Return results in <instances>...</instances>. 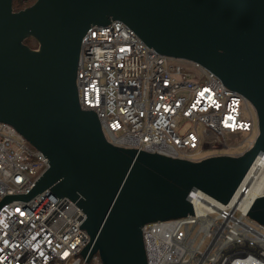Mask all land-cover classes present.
I'll use <instances>...</instances> for the list:
<instances>
[{"label":"water","instance_id":"obj_1","mask_svg":"<svg viewBox=\"0 0 264 264\" xmlns=\"http://www.w3.org/2000/svg\"><path fill=\"white\" fill-rule=\"evenodd\" d=\"M110 20L243 95L256 114L252 146L192 161L107 141L96 113L79 106L75 73L81 38ZM0 121L48 162L26 194L5 195L0 207L45 190L67 197L85 215V260L98 253L102 264H147L144 224L194 214L192 190L227 203L264 153V0H35L19 11L0 0ZM248 216L264 226V194Z\"/></svg>","mask_w":264,"mask_h":264},{"label":"built area","instance_id":"obj_2","mask_svg":"<svg viewBox=\"0 0 264 264\" xmlns=\"http://www.w3.org/2000/svg\"><path fill=\"white\" fill-rule=\"evenodd\" d=\"M75 84L80 108L96 113L115 146L197 161L228 154L217 151L230 147L228 139H238L234 147L247 142L246 149L254 142L256 114L243 95L200 64L149 48L119 20L83 35ZM47 166L40 151L0 121V201L26 194ZM263 168L260 153L225 204L192 190L194 214L144 224L147 264H264V226L248 216L254 199L241 207L251 193L250 178ZM58 200L45 190L0 207V264H102L98 253L88 261L80 253L90 241L79 228L82 210L67 197Z\"/></svg>","mask_w":264,"mask_h":264},{"label":"rangeland","instance_id":"obj_3","mask_svg":"<svg viewBox=\"0 0 264 264\" xmlns=\"http://www.w3.org/2000/svg\"><path fill=\"white\" fill-rule=\"evenodd\" d=\"M188 70H192V71H196L195 68L193 66H191L190 64H184ZM250 109L252 110L254 116H255V111L253 109V107L250 105ZM248 116L246 110L242 111V117H246ZM256 133H257V129H256V120H255V129H254V133L253 136L250 138L251 140H254L256 137ZM238 142V139H228L227 144L230 145L229 148H223V149H218V153H228V154H232V155H237L240 154L241 152H243L244 150H246L247 148V142H245L244 144L240 145V146H236L234 147L233 145H236ZM211 151L206 149L204 151V153H210Z\"/></svg>","mask_w":264,"mask_h":264},{"label":"bare ground","instance_id":"obj_4","mask_svg":"<svg viewBox=\"0 0 264 264\" xmlns=\"http://www.w3.org/2000/svg\"><path fill=\"white\" fill-rule=\"evenodd\" d=\"M249 182L251 183V193L249 195L248 202L244 203L241 206V207H243V210H246L248 208L251 201L255 197L264 194V168L259 171V173L255 179L252 180V177H251ZM198 214L204 215V213L201 209L199 210Z\"/></svg>","mask_w":264,"mask_h":264},{"label":"trees","instance_id":"obj_5","mask_svg":"<svg viewBox=\"0 0 264 264\" xmlns=\"http://www.w3.org/2000/svg\"><path fill=\"white\" fill-rule=\"evenodd\" d=\"M35 0H12V9L13 11H19L29 5H31ZM31 49L37 48V42L31 38L27 37L23 41Z\"/></svg>","mask_w":264,"mask_h":264}]
</instances>
